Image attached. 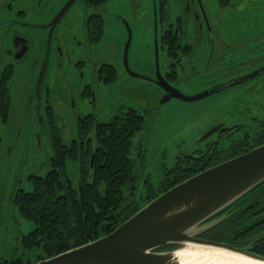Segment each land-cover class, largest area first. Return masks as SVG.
Returning a JSON list of instances; mask_svg holds the SVG:
<instances>
[{"label": "rangeland", "instance_id": "obj_1", "mask_svg": "<svg viewBox=\"0 0 264 264\" xmlns=\"http://www.w3.org/2000/svg\"><path fill=\"white\" fill-rule=\"evenodd\" d=\"M205 2L211 15V35L224 41L222 47L224 51L226 50V55L220 65L219 84L226 86L202 100L188 102L173 98L168 102H162L164 90L155 81L157 78L155 10L147 0H112L108 4L105 33L96 39L98 45H90L94 58L95 55L98 58V64L107 62L117 69L118 77L120 75L119 80L112 84L107 69L103 67L101 72H98L105 75L104 82L101 81L98 87L100 99L102 100L107 92L109 98V106L105 110L101 107L99 115L109 121L113 115L119 113L120 107L135 108L148 120L147 126L134 135L131 152V157L136 162V172L139 174L136 192L139 202L146 197L147 184L157 189L166 167H175L180 156L194 154L198 148L206 147L208 143L219 139L220 134L216 133L201 142L217 123H225L227 126L239 125L244 128L233 132L220 142V148L227 149L234 141L244 138L247 133L251 136L257 133L260 130L259 123L264 119V66L261 70L251 72L260 66L257 58L264 56V0H232L226 7L221 5V0ZM174 16L177 17L174 12L168 14L163 11L160 20L158 19L159 64L162 74L174 67L173 56L170 50L165 48L167 42L163 44L161 42V35ZM125 20L133 31L129 66L132 71L143 77L130 75L125 67L124 54L128 40ZM193 32V28L188 29L189 35ZM164 38L163 36V40ZM202 42H196L195 50L199 49L201 52ZM218 46L220 47V44H217V48ZM80 51L78 50V53ZM85 53L86 59L89 58L90 52ZM95 60L88 61L87 67L82 69L86 73V79L92 64L95 71ZM233 66L239 70L230 71V67ZM62 67L61 62L52 58L45 84L58 81L60 77L58 71ZM69 67L66 74L70 71ZM203 72L207 70L183 74L179 69L175 80L182 84L180 87L182 93L193 96L212 88L219 72ZM258 72L262 73L253 79L249 77ZM245 77L247 80H241ZM55 86L58 90L59 83ZM80 103L81 108L88 105L86 102L82 103V100ZM91 111V108H85V114ZM39 122L32 111L30 126L33 131L38 130L40 133L19 137L12 165L7 166L5 163L0 166V262L15 258L33 261L41 253L40 249L32 253L24 248L22 238L35 228V224L21 216L15 203L20 188L33 189L31 176L45 175L51 168L53 144L47 131L43 132L40 129ZM72 137L75 139L78 137L75 130ZM141 152L145 157L143 165L139 164ZM68 164L70 165L67 173L70 177L75 176L77 187L80 184L79 171H75L77 164L73 162Z\"/></svg>", "mask_w": 264, "mask_h": 264}, {"label": "flooded vegetation", "instance_id": "obj_2", "mask_svg": "<svg viewBox=\"0 0 264 264\" xmlns=\"http://www.w3.org/2000/svg\"><path fill=\"white\" fill-rule=\"evenodd\" d=\"M111 1L0 0V166L5 163H7V166L12 165L19 137L40 133L38 130L33 131L30 126L32 111L37 116L38 122L40 120V129L43 132L47 131L51 141L50 130L53 127L56 128L55 125H52L56 124L61 129L64 147L73 144L72 140L75 139L72 137L73 130L78 134V129L81 127L83 132L84 129L88 130L90 125L91 131V126L95 128L99 123L108 122L99 115L101 107L105 110L109 106V98L107 92L102 97V100L100 99L98 87L101 81L102 83L104 82L103 78H105V75L98 72H101L102 67L108 70V65L111 64L107 62L98 64V58L95 55V60L90 45H98L99 42L96 39L99 36L102 37L105 33L106 14L109 12L108 4ZM147 3H151L154 10H157L159 20L163 11L168 14L172 12L175 15L177 14V17H173L164 30V34L161 35L162 44L167 42L165 48L168 50L172 48L170 54H173L174 59V67L162 74L168 83L181 89L182 84H178L175 80V77L179 74V69L183 74L207 70V72L203 73L219 72L212 84V88L224 87L219 84V81L220 65L224 55H226V50L224 51V47H222L224 41L217 36L211 35V15L206 7L205 0H147ZM189 28L194 30L192 35L188 34ZM163 36L165 37L164 40ZM200 41H203L201 52L199 49L195 50L197 47L196 42ZM217 44H220V47L218 46L217 48ZM78 50H81L80 53H78ZM86 51L90 52L87 59L85 57ZM52 58L61 62L63 67L58 71L60 75L58 81L55 80L53 84H45L47 69ZM92 60H95V71L92 64V69L90 74L88 72L86 79V73L82 69L87 67L88 61ZM257 60L260 66L251 72L261 70L264 66V56L258 57ZM68 67L70 71H67L68 73L66 74ZM238 70L236 66L230 67L232 72H237ZM77 71L79 72L76 75ZM260 73L262 72L251 74L249 77L253 79L259 76ZM85 79L86 81L83 82ZM243 79L247 80L246 77ZM39 80H41L40 84ZM155 81H157V78ZM56 83H59L58 90H56ZM38 85L39 88H37ZM162 90H164L165 95L166 90L164 88ZM81 100L82 103L86 102L88 105L81 108ZM85 108H91L92 111L85 114ZM128 109L130 108L120 107L119 113L112 117L122 115ZM146 121L148 122L147 118ZM259 125L260 130L253 136L247 133L244 138L234 141L229 148L221 149L219 145L224 138L231 136L233 132L244 130V128L239 125L227 126L225 123H217L201 142L203 143L216 133L220 134L219 139L208 143L206 147L200 146L201 148L195 150L194 154L180 156L176 166L183 163L187 157L196 159L206 157L209 159L210 156H213L211 160L215 158L216 163L203 169L206 170L242 155L264 144V119ZM95 138L96 135L93 134V139ZM144 160L145 157L141 152L139 164L142 163L143 165ZM54 164L55 161L52 157L50 170L54 168ZM69 165H64L61 179L65 175L67 178H71L76 188L75 176L74 178L70 177L67 173ZM176 166L165 168L164 177L157 189L151 184H147L146 196H148L149 192L148 185H151L154 191L158 192L160 185L165 179L166 172L173 170ZM75 168V171H77L78 165ZM49 171L42 176H33L46 177ZM81 182L82 180H80V184L77 187L82 185ZM66 186L67 184L64 183L65 191ZM21 190L25 189L20 188L16 196ZM263 219L264 188L258 193L252 194L244 208L223 223L224 229L211 230L205 233L203 237L245 248L250 246L255 238L264 234ZM252 222H254L253 227L249 230ZM103 226L106 229L105 231L108 230V233L116 229H112L111 221L105 222ZM247 230L249 231L245 233ZM31 232L23 236V246L24 238ZM25 249L34 253L39 248ZM250 250L263 256L264 245L251 247ZM39 255L33 261H24V264H35L42 261H37ZM19 259L21 258H15L11 261L3 260L0 263L12 264Z\"/></svg>", "mask_w": 264, "mask_h": 264}, {"label": "trees", "instance_id": "obj_3", "mask_svg": "<svg viewBox=\"0 0 264 264\" xmlns=\"http://www.w3.org/2000/svg\"><path fill=\"white\" fill-rule=\"evenodd\" d=\"M231 2L221 0V5L226 7ZM169 50L171 52L172 48ZM107 73L112 83L119 80L118 71L113 65H108ZM54 125L56 128L50 130L54 146V168L46 177H30L33 189L21 190L16 196L20 214L35 224L34 230L24 238L23 243L25 248L38 247L41 250L37 261L52 258L104 236L108 233L103 226L105 222L111 221L112 229L117 228L161 193L216 163L215 158L211 160L213 156H208L209 159L187 157L183 163L166 172L158 192L148 185V196L139 202L136 198L139 174L131 152L134 135L147 126L144 115L130 108L108 122L99 123L95 128L91 126V131L90 125L83 132L81 127L78 129V137L67 147H64L61 129ZM93 134L96 135L95 139ZM94 145L97 155L92 169ZM68 162L78 165L82 180V200L79 187H74L73 180L66 175L61 179L64 165ZM64 183L67 184L66 191ZM263 188L264 183L252 194ZM223 223L211 230L224 229ZM24 263L21 258L12 264Z\"/></svg>", "mask_w": 264, "mask_h": 264}, {"label": "water", "instance_id": "obj_4", "mask_svg": "<svg viewBox=\"0 0 264 264\" xmlns=\"http://www.w3.org/2000/svg\"><path fill=\"white\" fill-rule=\"evenodd\" d=\"M125 23L128 30L124 54L125 67L130 75L143 77L132 71L129 66L133 31L126 20ZM155 45L156 82L166 90L162 98L163 103L173 98L188 102L199 101L225 88L213 87L188 96L168 83L161 73L159 64L157 10ZM96 155L97 149L94 145L92 169L95 166ZM263 183L264 144L175 185L149 202L111 233L35 264H183L176 253L189 244L220 248L264 262V256L250 250L251 247L264 243V234L245 248L203 237L205 233L244 208L252 193ZM79 192L82 199L81 186Z\"/></svg>", "mask_w": 264, "mask_h": 264}, {"label": "bare ground", "instance_id": "obj_5", "mask_svg": "<svg viewBox=\"0 0 264 264\" xmlns=\"http://www.w3.org/2000/svg\"><path fill=\"white\" fill-rule=\"evenodd\" d=\"M176 255L183 264H264L224 249L193 244L180 249Z\"/></svg>", "mask_w": 264, "mask_h": 264}]
</instances>
